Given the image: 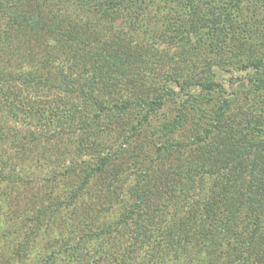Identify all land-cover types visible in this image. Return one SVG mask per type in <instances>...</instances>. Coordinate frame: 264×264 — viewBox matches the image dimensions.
I'll use <instances>...</instances> for the list:
<instances>
[{"label": "rangeland", "instance_id": "1", "mask_svg": "<svg viewBox=\"0 0 264 264\" xmlns=\"http://www.w3.org/2000/svg\"><path fill=\"white\" fill-rule=\"evenodd\" d=\"M54 3L48 5L46 1H43L40 8L49 19H52L51 11L58 9V17L63 20L61 16L69 13V2L59 3L56 0ZM237 3L240 5L239 9H236ZM233 4L236 17L233 29L235 28L236 33L241 34V38L237 39L238 36L232 38L241 41L242 45L232 49L233 39L225 51L219 50V47L209 42H204L203 48L194 46L195 48L186 51L173 34L169 33V37L164 38L163 34L169 25L166 24L165 27L162 24L163 21L174 24L177 15L170 10L169 3H166V6L162 3L155 6L153 1L150 10H144L142 7V12L146 13V19L143 27L137 30L130 31L122 28L123 22L118 20L120 14L109 28L104 24L98 25L96 19L91 16V10L74 7L65 23H62V27L60 24L56 29L57 34L32 30L29 27L23 28L22 31L26 33V37L32 38L34 43L36 40L45 42L46 48H54L55 42L59 39L55 53L59 58H65L75 51L74 48L67 47L65 39L71 37L73 33L81 35L85 31L89 33V30L93 32L97 29L99 39H110L111 47L105 53L106 59H112L122 50L129 56L125 58L128 61L124 60L121 69H110L109 72L95 69L96 87L101 88L104 81L111 83L114 78H120L122 82L115 81V83L123 91L117 98L121 103L126 102L127 99L132 101L135 97L134 90L143 91V95L150 93L147 99L154 96L162 98V105L153 113L158 119L155 121L157 126L164 117L176 116L181 100L185 98L191 101L193 95L197 96L196 105L199 106L197 113L201 115V112L206 113L210 107L217 105V101L219 102L222 97H228L231 92L240 97H246L255 85H261V83H255L264 80V67L256 73L251 69L243 70L240 65L250 57L264 62V32H259L264 28V0H233ZM139 6L137 1L132 5V9L139 10ZM195 7L197 12L199 7ZM105 20L104 18L103 21ZM198 25L196 23V27ZM243 27L247 29L244 33L239 31ZM201 31L203 29L193 33V38L198 39V33ZM153 32L156 33L153 34ZM252 36L257 39H252ZM162 37L164 40L161 39ZM196 44L197 41H195ZM13 50L18 53L15 47ZM197 54L200 55L194 60ZM77 64L80 66V62ZM53 65L56 66L57 63ZM72 75L76 77L78 74L75 72ZM138 80L141 83L137 82ZM197 80L203 83V89L201 85L193 83ZM5 83L3 88L0 86V133L2 132L0 138V264H90L97 259L96 255L102 247L119 248V245L116 246L118 244L116 236L120 232L124 235L127 245L133 243L131 234L125 227L119 225V221L126 205L124 199L130 194L129 187L140 178L141 173L138 171H143L145 168L143 169L142 165L147 167L149 161L143 160V164L134 166L132 171L130 168L133 165L132 149L135 144L138 145L136 142L142 144L145 142L146 147L143 150L146 152L147 144L151 141L154 144L162 139L160 131L155 129L157 133L153 134L148 125L141 132L136 131L133 136H130L131 131L128 127L142 117V111L138 108H132V111L126 110L124 116L120 117L121 122L118 126L110 122L113 118L111 114L107 116L106 121L88 127L84 122L89 112L81 108V100L75 98L78 96L77 93L70 94L65 102L64 99L45 96L50 93L49 90H45L47 93L43 92L44 96L37 97L36 101L26 100L33 108L41 106L39 112L29 110L28 105H20L15 100H5L13 90L7 81ZM208 85L214 89L222 87L225 91L222 92L219 89L209 91ZM163 93H165L164 96ZM260 94L257 106L252 107L250 119L254 128L263 130L264 93L260 92ZM242 101L237 99V103L234 102L231 105L232 111L235 109L236 113L238 108L246 109L247 105L244 102L247 101ZM76 103L78 106L75 105ZM43 120L45 122L52 120L51 122L55 125L61 124L65 134L49 139L51 134L47 130L37 132V127ZM204 121H209V117L202 119L201 126L205 123ZM193 127L196 128L195 125ZM70 132L73 133L72 136L69 135ZM30 133H33V136ZM189 134L190 132L186 130L180 134H173L171 141L176 140L177 137L184 138ZM230 137V129L223 127L222 124L220 129L212 130L208 144L202 147L204 153L201 162L204 167L220 168L223 162L227 161V170L221 173L214 172L204 177L205 191H202L201 187L195 194H189L184 203V212H191L193 216L210 213V217L204 218L203 223L205 227H212L209 229L216 237L222 232L220 227L223 226V221L222 216L214 220V213L210 212V204L216 196L212 190L229 185L236 192L235 188L245 183L248 178L249 159L246 154H242L246 150L239 149L233 152ZM247 139L245 142L248 141ZM185 149L174 154L172 159L166 158L165 155L157 159L152 155L153 171L145 169L143 175L147 173L148 175L143 184L146 183L149 186L153 182L156 183L160 180L158 177H162L164 181L165 169H172L178 162L173 159H180L183 163L191 159L195 147L192 145ZM114 150L116 160L110 165L111 167L91 176L85 189H81L77 197L73 198L74 200L59 210L61 205L58 202L59 199L69 197L67 194L79 186L82 177L86 174L80 171L85 169V172L92 173L91 165L98 160V155ZM57 172L66 175H57ZM163 192L164 190L160 193V196L162 195L160 200L166 201L169 197L172 201V197L176 196L175 192L169 191L165 195ZM153 199L154 206L159 198L153 197ZM199 199L202 201L205 199L204 205L200 208L197 204L200 202ZM221 199L223 198L219 196L217 201ZM222 208H225L224 204L217 203L215 211L221 212ZM235 215H238L239 221L233 225L232 230L225 231L223 237L217 238L219 239L217 246L220 245V248L228 241L231 242L230 247L238 246L239 239L246 235L241 231L247 226L248 219L245 218L244 212ZM114 229H117L118 233ZM97 232L100 233V238L89 236ZM207 233L209 232L206 231ZM80 237L85 238L81 240ZM203 241L206 244L210 243L204 239ZM77 243L80 255L75 258L72 257L71 250ZM109 260L107 258L99 260L98 264H107Z\"/></svg>", "mask_w": 264, "mask_h": 264}, {"label": "trees", "instance_id": "2", "mask_svg": "<svg viewBox=\"0 0 264 264\" xmlns=\"http://www.w3.org/2000/svg\"><path fill=\"white\" fill-rule=\"evenodd\" d=\"M32 1L0 0V86L3 88L7 81V84L13 88L5 100H15L24 106L28 105L27 99L36 101L37 97L44 96L43 92L44 94L47 93L45 90H49L50 93L45 96H54L56 99H64L66 102L70 94L77 93L78 96L75 98L81 100V108L89 112L84 122L88 127L106 121L107 116L111 114L113 118L110 122L118 126L121 122L120 117L124 116L126 110L132 111V108H138L142 111V117L141 120L138 119L134 125L128 127L131 131L130 136H133L136 131L137 133L141 132L145 126L149 125L153 134L160 131L162 139L154 144L152 141L147 144L146 152L143 150L146 147L145 142L143 144L136 142L138 145L135 144L132 149L133 165L130 167L132 171H134V166L142 165L145 160H148L149 163L147 167L142 165V168L153 171L151 166L152 155L156 156L157 159H160L161 155L172 159L174 154L181 152V149L186 150L185 148L192 145L195 147L194 155L185 163L180 159H173L178 162L172 169H165L164 181L162 177H158L160 180L148 186L146 183L143 184L148 173L143 175L145 169L138 171L141 173L140 178L133 186L129 187L130 194L124 199L126 205L119 221V225L125 227L127 232L131 234L133 243L127 245L122 232L118 233L117 229H114L118 233L116 246L119 245V248L115 246L113 248L102 247V250H99L96 255L97 259L90 264H98L99 260L106 258L110 259L107 264H264V129L254 128L250 119L252 107L257 106L261 97L260 92L264 93V80L255 83H261V85H255L250 90L249 96L240 97L231 92L228 97H222L219 102L217 101V105L210 107L206 113L201 112V115L197 113L199 107L196 105L197 96L193 95L191 101L185 98L181 100L176 116L164 117L155 126V121L158 119L154 117L153 113L162 105V98L154 96L147 99L150 93L145 94L146 97L143 95V91L134 90L135 97L132 101L127 99L126 102L121 103L117 98L122 95L123 91L115 83V81L122 82L120 78H114L111 83L104 81L101 88L96 87L95 69L103 72H109L110 69H121L125 58L129 56V54H124L125 51L122 50L112 59H106L105 53L111 47L110 39H99L97 29L93 32L89 30V33L85 31L81 35L73 33L71 37L65 39L68 44L67 47L75 49L72 55L69 54L65 58H59L55 53L60 42L59 39L55 42L54 48H46L45 42L36 40L34 43V40L26 37V33L22 31L23 28L29 27L32 30L56 33V29L60 24L62 27V23H65L74 7L86 9V11L91 10V16L96 19L98 25L104 24L109 28L116 22L115 20L120 14L118 20L123 22L122 28L130 31L137 30L143 27V22L146 19V13L142 12V7L144 10H150L153 1L155 6L160 3L166 6L165 4L169 3L170 10L177 15L174 24L163 21L164 26L169 25L163 34L165 35L164 38H168L169 33L173 34L183 44L186 51L195 48L194 46L203 48L204 42H209V44L219 47V50L225 51L233 39L232 49H237L238 45H242L241 41L237 40L241 38V34L236 33L235 28L233 29L236 18L233 11V0H57L59 3L69 2L68 15L66 13L61 14L63 20L58 17V9L51 11L52 19H49L40 8L43 1L51 5L55 4L54 1L56 0ZM137 1L140 4L139 10L134 11L132 5ZM195 6L199 7L197 12ZM235 6L236 9L240 8L239 3ZM121 14L123 15L121 16ZM104 18L105 21H103ZM196 23L199 24L197 27ZM170 25L172 26L170 27ZM200 29L203 31L198 33V39H194L193 33L199 32ZM239 31L244 33L247 29L243 27ZM259 32H264V28L260 29ZM235 36H238L237 39L232 38ZM164 38L161 39L164 40ZM252 39L257 38L252 36ZM195 41H197L196 45ZM14 47L18 49V53L14 52ZM199 55H195L194 60ZM7 56L9 58L6 59ZM55 62L57 63L56 66L53 65ZM78 62H80V66H78ZM240 66L243 67V70L251 69L258 73L264 67V62L261 59L250 57ZM75 72L78 74L76 77L72 75ZM137 82L141 83L140 80ZM193 83L198 86L201 85L202 89L204 87L199 80ZM208 88L209 91L216 89L225 91L222 87L214 89L208 85ZM164 95L165 93H163ZM237 99L240 101L244 99L242 102L246 100L247 102L244 103L247 108H238L235 113V109L232 111L231 105L234 102L237 103ZM30 105L27 106L28 109L36 112L41 108L39 105L35 108ZM207 116L209 121H204L205 123L201 126L200 122ZM51 121H41L40 126L37 127V132L41 133L44 129L47 130L51 134L49 139L65 134L61 124L55 125ZM221 124L231 131L230 142L232 141L233 152L239 149L246 150L242 154H246L248 157L249 167L246 182L239 184L238 188H235L236 192L229 185L212 190L216 196L210 204V212L214 213V220L222 216L223 221V226L220 227L222 232L216 237L209 229L212 227H205L203 223L204 218L210 217V213L193 216L191 212H184V203L189 194H195L201 187L202 191H205L203 188L204 177L214 172L221 173L227 170V161L226 163L223 162L222 167L214 166L213 169L204 167L201 162L204 153L202 147L208 144L212 130L220 129ZM194 125L197 129H194ZM185 130L190 134L185 135L184 138L177 137L176 140L171 141L173 134H180ZM30 134L33 136V133ZM69 135L72 136L73 133L70 132ZM1 137L2 132L0 133ZM245 139L248 141L245 142ZM117 150L120 152L119 148ZM115 156V150L101 153L98 155V160L91 165L92 173L85 172V169L81 170L80 172L86 174L82 177L79 186L67 194L69 197L59 199L58 202L61 203L59 210H62L65 204L77 197L79 191L89 184L91 176L111 167L110 165L116 160ZM59 174L66 175L57 172V175ZM163 190L164 195L170 191L175 192L176 196L172 197V201L169 197L166 201L160 200L162 197L160 193ZM219 196L223 199L217 201ZM153 197L159 198L154 206L152 205ZM232 200L235 201L232 202ZM204 202L205 199L197 202L198 207H202ZM217 203L224 204L225 208H222L221 212L215 211ZM242 212L248 220L247 226L241 231L246 235L239 239L240 245L230 247L231 242L228 241L222 248L220 245L217 246L219 241L217 238L223 237L225 231L232 230L233 225L239 221L238 215L235 214ZM206 231L209 233L206 234ZM99 234L97 232L88 235L97 238ZM80 238L82 240L85 237ZM203 239L206 242L210 241V243L206 244ZM105 240L110 241L109 239ZM120 247L122 248L120 249ZM123 248L125 249L122 250ZM79 250L77 243L71 250L72 257H78L80 255Z\"/></svg>", "mask_w": 264, "mask_h": 264}]
</instances>
